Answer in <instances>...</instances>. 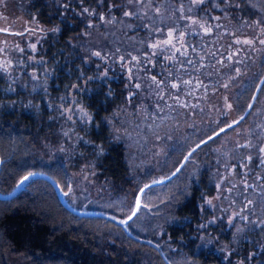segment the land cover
Segmentation results:
<instances>
[{
    "label": "trees",
    "instance_id": "trees-1",
    "mask_svg": "<svg viewBox=\"0 0 264 264\" xmlns=\"http://www.w3.org/2000/svg\"><path fill=\"white\" fill-rule=\"evenodd\" d=\"M161 1L152 0L153 5L158 4L157 12L151 6L137 12L129 8L127 0H25L21 3L23 13L35 14L46 26L59 27L57 32L44 37L41 45L45 50L43 57L52 68V91L58 90L55 82L65 87L73 83L78 88L74 90L78 99L91 114L83 130L90 143L97 147L90 149V155L94 157L95 168L92 181L100 190L96 193L91 189L90 195L87 190V207L132 208L142 184L158 178L148 180L149 176L171 169L178 155L199 140L207 143H198L201 146L194 147L196 151L178 167L179 171L159 183L149 184V188H142L144 192L138 194V200L142 197L144 202L156 204L149 210L140 207L136 217L129 221V227L101 215L68 209L45 176L32 177L30 189L21 186L11 195L0 197V264H181L178 261L181 257L198 264H264V220H257L252 227L255 230L248 228L253 220H247L241 231L234 230V225L242 222L238 214L245 210L249 213L244 201L253 192L254 176L250 174L261 167L256 164L257 154L248 163L251 170L247 189L234 200L227 180L220 188L215 186L212 170L218 164L212 158L216 153L212 145L222 134L234 127L250 125L248 134L253 140L264 138V107L261 109L264 106V43L254 52L249 50L246 57L244 46L237 47L238 53L232 48L235 52L231 51L232 59L225 67L215 62L216 50L224 53L228 49L224 41L227 29L238 33L246 25L264 26V0H205L203 4H191L194 10L189 12L191 15H215L227 24L224 32L217 33L220 36L217 39L215 31H219V26L214 28L215 37L206 38V46L202 47L203 87L207 89L215 84L218 88L217 92H203L204 109L209 108L208 103H219L218 95L223 92L221 83L227 80V87L237 86L236 91L226 92L236 115L225 122L220 116L207 128L200 125L193 136L189 130L188 140L180 149L171 148L155 166L139 172L129 161L130 150L124 135L116 134L115 124L121 114L138 107H155L156 114H163L155 105L163 99L155 92L157 87L147 74L136 75L132 68V73H127L116 58L118 55L141 57L149 52L145 38L149 28L162 29L175 15L171 12L174 6L166 2L161 7ZM126 12L133 15L125 16ZM94 50L103 58L94 55ZM102 68L105 72H101ZM232 68L238 72L227 76ZM148 71L153 72L151 68ZM154 74L160 76V72ZM136 80L139 88L133 84ZM41 106L40 110L27 111L0 105V188L4 192H9L29 172L41 171L58 183L65 181L62 155L57 153L56 157L45 159L38 154L41 150L47 154L48 149L55 148L60 134L46 105ZM243 110L239 123H231L232 128L223 127ZM257 122L259 125H255ZM221 128L226 131L221 132ZM256 180L264 181L261 177ZM237 186L242 189L244 184ZM92 194L96 195L91 198ZM209 196L211 207L206 201ZM74 201L77 206L81 204L78 198ZM219 201L229 206L234 215L227 227H224L226 212L216 215L220 211ZM263 209L264 198L263 206L258 209L262 217ZM211 215L213 220H205ZM201 221L204 222L200 224ZM152 225L164 226L160 236H150L154 231V228L149 230ZM241 233H249L250 238Z\"/></svg>",
    "mask_w": 264,
    "mask_h": 264
},
{
    "label": "rangeland",
    "instance_id": "rangeland-1",
    "mask_svg": "<svg viewBox=\"0 0 264 264\" xmlns=\"http://www.w3.org/2000/svg\"><path fill=\"white\" fill-rule=\"evenodd\" d=\"M24 1L0 0V105L9 109L27 111L40 110L42 103L46 105V108L50 111V116L58 124L59 143L55 148L48 149L47 154L42 150L38 154L40 157L43 156L45 159H49L60 153L65 160V181L59 183L63 195L68 192V195L64 196L74 207L97 209L86 205L87 190L88 195H90L91 189L95 190L96 193L100 190L92 181L95 168L93 165L94 157L90 155V149L93 147L96 150L97 147L90 143L83 130L90 122V111L78 99L74 91L78 88L73 83L65 87L59 86L58 82H55L54 84L58 90L52 91L50 81L52 68L46 58L43 57L45 50L41 45L44 37L49 33L57 32L59 27L58 25L46 26L39 22L35 14L23 13L21 3ZM127 1L129 2V0ZM166 2L174 6L171 12H175V15L170 19L169 25L162 29L160 27L149 28L150 33L145 36L149 52L142 54L141 57L137 55H131L130 57L118 55L116 58L127 69V73L129 71L132 73L130 70L132 68L133 71H136V73L133 72L136 75L139 72H144L143 74H147L150 79L155 76L158 81L164 82L161 87L155 90L159 93V96H163V100L155 104L157 110L163 111V114H156L155 107L151 109L138 107L136 110H127L121 114V117H118L120 118L118 124H115L118 132L116 134L122 133L124 135V141L130 150L128 153L129 161L137 166L139 172H144L147 168L155 166L159 160L167 155L171 148L180 149L188 140L187 133L189 130H191L190 133L193 136L200 125L204 124L207 128L217 122L220 116H223V122H225L236 115L226 98V92L227 90L236 91L237 86L234 89L225 87L227 80L221 83L223 92L218 95L219 103H208L209 108H211L210 111H208L209 108L205 110L202 104L203 92L218 91L215 84L207 89L203 87L204 72L200 70V64L203 59L202 47L206 46L204 40L206 38L212 39L215 36V39L219 38L220 36L217 33L224 32L227 24L219 21L215 15H191L189 12L194 10L190 6L196 4L193 3V0H162L160 6H165ZM148 6H151L152 9L154 8V12H157L158 4L153 5L152 0H132L131 3L129 2V8H133L137 12H144ZM187 17L198 20L199 23L192 24ZM200 24H203L205 28H210V32L206 33L205 28H201ZM218 26L219 31L216 30L214 36V28ZM246 26L240 29L238 33H234L235 31L232 29L226 30L224 41L228 45V49L224 53H219L220 50L218 49L215 54V62L221 67H225L230 62L232 59L231 51L235 52L238 46H244L242 50L247 51L246 57L249 50L254 52L259 48L261 41H264L263 25L255 23L253 26ZM170 30H174L176 39L173 42L180 51L177 52L174 48L163 45L159 48H153V44H161L162 41L168 39L167 33ZM206 34L210 36L206 37ZM229 40L233 44L228 43ZM238 40H250L252 43H237ZM232 48H235V51ZM94 52L98 51L94 50ZM241 55H243V52ZM100 57L103 58L101 53ZM133 57L136 59L134 60ZM188 61H191V63H188ZM149 68L153 72L148 71ZM101 72H105L104 68ZM157 72H160L159 77L154 74ZM230 72V75L227 76H233L238 71L232 68ZM130 73L129 78L132 77ZM182 81H191V83L184 84ZM172 83L180 84L179 90L172 88ZM133 84L134 86L137 85L138 80L134 81ZM154 85L156 86L155 83ZM255 125H259V122ZM250 128V125L234 127L229 132L222 134L218 142L212 145V148L216 150L212 158L218 163L212 166V170H214L213 182L217 188H220L224 180H227L229 182L227 185L228 190H233L231 200L238 198L240 192L247 189V181L250 176H254L251 179V190L253 192L244 201L245 205L248 204L246 209L249 213L245 210L243 213L238 214L242 222L234 225V230L237 229L238 232L241 231L247 220H253L249 225L250 227H248L250 231L255 230V227H252L256 226L257 220H264V216L258 215L259 207L263 206L264 181L256 180L257 177L264 179V163H262L264 161V151H261L264 148V138L260 137L259 140H253L251 135L248 134ZM190 148L191 146L188 147V150ZM188 150L184 149L178 155V160L171 169L151 175L147 179L165 176L177 165L179 167L182 163H185L184 157L187 156ZM254 153L258 156L256 164L261 167L249 176L251 169L248 165L250 161L248 157L252 158ZM190 175V173H187V176ZM31 180L25 182L23 189L31 188ZM239 183L244 184L242 189L237 186ZM95 195L92 194L91 198ZM75 198L81 200V204L78 206L75 204ZM210 198L209 196L206 200L209 207L212 206V203H208ZM218 203L220 211L216 215H221L223 211L226 212L224 227H227L234 219V215L229 206L222 204L221 201ZM155 204L146 203L141 197L140 207L149 210ZM130 210L131 206L128 208L114 207L106 211L116 217L123 218L128 215ZM262 212L264 213V209ZM212 216L205 220H213ZM255 216H257V219H253ZM203 222L199 223L202 224ZM153 228L154 231L150 236H160L164 231V226L156 225L153 227L152 225L149 230L151 231ZM143 235L148 236L147 233ZM241 235L250 236L249 233H241ZM178 261L181 264H198L182 257L178 258Z\"/></svg>",
    "mask_w": 264,
    "mask_h": 264
},
{
    "label": "snow or ice",
    "instance_id": "snow-or-ice-1",
    "mask_svg": "<svg viewBox=\"0 0 264 264\" xmlns=\"http://www.w3.org/2000/svg\"><path fill=\"white\" fill-rule=\"evenodd\" d=\"M129 2L131 3L132 0H129ZM193 3H196V4H203V3H205V0H193ZM84 11L87 12L88 9H84ZM124 15H125V16H132L133 13H132V12H126V13H124ZM101 19L103 20L104 17H101ZM187 19H189V20L191 21L192 24H198V23H199L198 20L192 19L191 17H187ZM90 26H91V25H90ZM200 27H201V28H205V26H204L203 24H200ZM210 30H211L210 28H205V32H206V33L210 32ZM167 36H168V39L162 41L161 44H153L152 47H153V48H159V47H161V46L163 45V46H166V47L174 48L175 51L179 52L180 49L177 48V47H176V44L173 42L174 39H176V37H175V35H174V30H170V31L167 33ZM241 42H242V43H248V44H251V43H252V41H250V40H245V41H239V40H238V41H237V43H241ZM261 42L264 43V41H261ZM94 55H96V56H100V53H99V52H96V53H94ZM133 59L135 60L136 58L133 57ZM229 59H231V57H229ZM188 63H191V61H188ZM170 75H171V73H170ZM151 79H152L153 83L156 84L157 88L161 87V85L164 83L163 81H158V80L156 79L155 76H153ZM182 83H184V84H190L191 81H182ZM136 87L139 88L140 85L137 84ZM171 87L179 90V88H180V84L172 83V84H171ZM225 87H227V85H225ZM160 98L163 99V96H161ZM177 99H178V97H177ZM182 106H184V105H182ZM85 115H87V114L85 113ZM241 119H243V118H241ZM234 123H239V121H235ZM232 127H233L232 124H229V125H228V128H232ZM220 131H221V132H224V131H226V129L221 128ZM217 135H219V133H217ZM212 138H213V137H209V139H212ZM202 143H207V141H202ZM200 146H201L200 144H197V145H196V148H199ZM196 148H193L192 151L189 152L188 155L184 157V160H185V161H187V160L192 156L193 152L196 151ZM261 151H264V148H262ZM248 159L250 160L251 157H248ZM262 163H264V161H262ZM177 171H179V168L177 169ZM36 175H38V173H33V172H29L27 175H24V176L19 180V182H18V184H17V188L23 186V185L25 184L26 181H29L32 177H34V176H36ZM153 183H159V181H153ZM149 187H151V185H145V188H149ZM140 192H141V194H143L144 189H141ZM64 195H68V192H65ZM208 203L211 204V201H208ZM139 208H140V201L137 200L136 205H135V210L132 211L131 214L127 216V219H122V220L119 221V223H120V224H123V225H128L129 221H131L134 217H136L137 212L139 211ZM113 219H115V217H113ZM200 227H205V226H204V225H201Z\"/></svg>",
    "mask_w": 264,
    "mask_h": 264
},
{
    "label": "water",
    "instance_id": "water-1",
    "mask_svg": "<svg viewBox=\"0 0 264 264\" xmlns=\"http://www.w3.org/2000/svg\"><path fill=\"white\" fill-rule=\"evenodd\" d=\"M263 75H264V74H263ZM263 75L261 76V78L263 77ZM245 109H246V108H245ZM244 112H245V110H243V111L239 114V116H238L237 118H235L232 122L226 124V125L223 126V127H226V126H228L229 124L234 123L235 121H237L238 119H240ZM217 131H219V129H218V130H215L213 133H215V132H217ZM201 141H202V140H199L198 142H196L193 146H191V148H190L188 151H190L192 148H194V147H195L198 143H200ZM187 153H188V152H187ZM187 153H186V155H187ZM177 168H178V165H177L174 169H172L169 173H167L165 176L159 177V178L154 179V180L146 181L145 183H143L142 186L140 187V189L138 190L136 196H135V199H134V202H133V206H132L130 212L128 213V215H130L131 212L135 210V205H136V202H137V200H138V194L140 193V190H141L143 187H145V185L152 184L153 181H159V182H160V181L166 179L167 177H169L170 175H172V174L177 170ZM33 173H38V174H40V175L45 176V177L51 182V184L53 185V187H54V189L56 190L57 195L59 196V198H60V200L62 201V203H63L68 209H70V210H72V211H74V212H81V213H88V214L90 213V214H95V215H101L102 217L108 218V219L113 220V221H115V222H117V223H119V221L122 220V219H127V216H128V215L125 216V217H123V218H119V217H116L115 215H113L112 213H110V212H108V211H106V210H100V209H81V208L74 207L73 205H71V204L68 202L67 198L63 195V192H62V190H61V188H60V186H59V183H58L55 179H53L48 173L41 172V171H40V172H39V171H35V172H33ZM18 182H19V181H18ZM18 182L14 185V187H13L9 192H4V191H2V190L0 189V197H7V196L11 195L12 193H14L16 190H18V189H19V188H17V184H18ZM113 217H115V219H113ZM119 224H120V223H119ZM122 225H123V224H122ZM260 264H263V263H260Z\"/></svg>",
    "mask_w": 264,
    "mask_h": 264
}]
</instances>
